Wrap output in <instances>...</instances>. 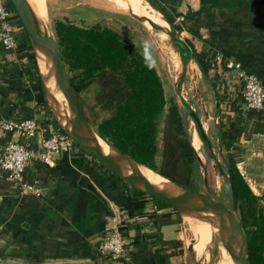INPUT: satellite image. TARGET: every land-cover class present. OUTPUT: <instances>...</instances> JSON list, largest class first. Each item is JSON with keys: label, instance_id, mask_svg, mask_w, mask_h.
Listing matches in <instances>:
<instances>
[{"label": "crops", "instance_id": "0c3cea01", "mask_svg": "<svg viewBox=\"0 0 264 264\" xmlns=\"http://www.w3.org/2000/svg\"><path fill=\"white\" fill-rule=\"evenodd\" d=\"M119 1L123 4L120 8L138 18L133 13L135 9L151 14L156 10L161 18L160 12L164 11L173 19L172 23L167 20L169 25L177 28L178 38L184 39L193 56L192 47L210 57L221 55L223 72L219 74L218 89L205 74L203 92L207 91V100L199 89L203 104L205 100V106L219 114L220 127L221 116L225 123L233 116L229 105L239 95L236 77L226 62L240 61L264 83V0H194L195 5L182 21L178 15L187 8L185 0ZM22 31L17 25L16 35L22 38ZM27 55L24 49L14 51L0 45V118L43 116L37 103L44 89L35 76L36 72L40 76V64L36 56L33 62ZM253 123L254 119L248 135L234 151H238L239 172L252 191L261 195L264 133L255 132ZM42 136L44 131L34 140L38 146ZM0 137L9 139L16 135L0 131ZM90 158L74 147L63 151L51 164L30 162L24 178L37 186V192L22 191L16 183L0 180V264H20L5 260L7 255L55 259L30 264H180L176 242L171 241L178 238L181 213L156 206L149 196L136 193ZM27 194L41 201L37 210L28 211L21 206V198ZM112 204L117 205L123 217L120 230L125 239L124 253L117 258L99 249Z\"/></svg>", "mask_w": 264, "mask_h": 264}, {"label": "trees", "instance_id": "16d2710c", "mask_svg": "<svg viewBox=\"0 0 264 264\" xmlns=\"http://www.w3.org/2000/svg\"><path fill=\"white\" fill-rule=\"evenodd\" d=\"M7 7L14 10L9 0ZM162 13L172 23L173 19L164 11ZM14 17L22 26L18 16ZM54 30L75 94L95 78L100 77L103 80V105L108 104L110 114L95 124V130L100 137L128 154L134 161L150 167L170 180L192 187L198 155L187 137L183 115L175 101H172L164 120L162 146L159 147V117L166 105V98L161 78L151 61L120 32L99 23L82 27L70 21L58 20L54 24ZM17 37L27 44V56L35 62L25 30L22 31V38L18 35ZM188 44L192 47L191 43ZM192 50L201 71L210 79L213 87L218 89L219 74L220 71L223 72L221 63L214 55L210 57L193 47ZM35 76L41 83L38 72ZM236 84L239 90L238 82ZM37 106L43 115L37 120L45 136L55 131L64 133L43 90ZM263 110L245 109L239 91L228 109L233 112V116L228 117L226 123L221 116L220 123V140L228 152V165L234 175L238 212L247 236L251 264H264V188L261 195L252 191L236 166L235 157L238 151L234 150L238 149L240 141L248 135L252 119L255 132L264 133ZM4 140L6 138L0 137V141ZM74 146L78 147L75 143ZM78 149L85 154L79 147ZM159 151L161 158L158 162ZM90 160L104 168L94 158L91 157ZM135 192L144 194L138 190ZM150 199L158 207H169L160 200L152 197ZM21 206L33 211L41 206V201L37 196L27 194L22 196ZM175 242L176 240L171 241Z\"/></svg>", "mask_w": 264, "mask_h": 264}, {"label": "rangeland", "instance_id": "374dc122", "mask_svg": "<svg viewBox=\"0 0 264 264\" xmlns=\"http://www.w3.org/2000/svg\"><path fill=\"white\" fill-rule=\"evenodd\" d=\"M27 1L34 14H36L37 12L35 10L37 8L36 6L41 9V14L37 12L39 16L37 14L35 16L37 18H41V20L44 19L42 20V22H44L45 26L50 31H52L54 35V24L58 20L70 21L82 27H88L95 23H99L102 26H108L120 32L124 38L130 40L151 61L161 78L166 98V105L161 116L159 117V147L162 146L164 120L169 112V107L172 101H175L180 108L181 114L183 115L187 137L190 142L192 143L193 134H195L196 136L198 135V140L193 141L192 143L193 146L197 149L198 155V161L194 171L195 179L193 180L192 187L204 192H209L212 196L222 200L229 207H231L232 199L227 176V166L230 161L228 159V152L224 149L219 138L221 132L219 126V114L212 109H208V106H205V100L204 104H201L195 98H193V90L191 91L190 95L191 98L194 99H192L194 104L188 102L183 97V95H181L180 89L175 83V80L171 74L170 64L167 60L168 58L164 54V50L155 35V31L148 30L142 23L140 18L136 17L134 14H131L129 11L123 10L122 8L117 6L116 2L118 0ZM159 25L162 24L159 23ZM18 26L20 29L22 28L19 23ZM169 28L172 32L171 36L178 38L176 33L177 28H173L170 25ZM161 29H163L164 31L163 25ZM181 40L184 41V39ZM172 43L175 47H177L173 41ZM169 45H171V43H169ZM189 51V54H191L193 61L196 63L195 56L192 55L191 50ZM184 56L187 57L186 55ZM196 65L197 87L198 89H200V91L202 89L201 92H203V89L205 88V77L199 65L197 63ZM54 76L55 75H53L54 89L55 91H58V89L56 88L60 85L56 84H59V81L58 79H56L57 77ZM102 85L103 80L100 77H97L87 86L76 93L81 111L93 129H95V124L97 122L110 114V108L108 104L106 103L103 105L105 100L101 91ZM188 86L191 90L192 83L190 82ZM60 90L62 91L61 88ZM203 94L207 100V91H204ZM59 95L64 96L65 94L62 91ZM187 105H192L200 115L202 114L201 117L204 120L202 121L205 127L206 134L209 138V142L201 138L194 120L185 110V106ZM58 107L61 112L68 116L69 111L67 108H63L61 106ZM75 148L77 149V151H79L78 147ZM160 158L161 151H159L157 155L158 162L160 161ZM237 160L238 157L236 156L235 161L237 162ZM198 212L199 210L196 209L187 213H183L180 216V222L178 224V238L176 239V249L180 255V264H231L230 247L220 235H217L216 233L214 234V232L211 231V234H214L215 237L209 236L208 238L205 227L195 226L190 223L188 224V220L193 218H200L198 217ZM210 228L215 229L213 223H211Z\"/></svg>", "mask_w": 264, "mask_h": 264}, {"label": "water", "instance_id": "95a60500", "mask_svg": "<svg viewBox=\"0 0 264 264\" xmlns=\"http://www.w3.org/2000/svg\"><path fill=\"white\" fill-rule=\"evenodd\" d=\"M9 1L12 3L22 27L28 36L34 51V56L37 57V50H41L45 54V62L40 66V78L48 105H50V109L64 133L71 138L86 155L94 158L100 165L127 182L135 190L162 201L178 213L183 214L192 210L208 207L209 212L212 214L214 228L220 233L230 247L231 264H251L248 256L247 236L238 212V193L234 175L229 165L227 166V176L232 199L231 207L222 200L212 196L209 192L179 184L168 178H165L161 182H145L134 165L136 161L128 154L122 152L105 139L101 138L102 140L100 142H96L93 139L91 130L95 133L97 132L90 126L81 111L72 87L70 74L61 57L57 39L53 32L45 26L42 20L35 16L27 0ZM151 4L157 7L155 4ZM170 39L176 44L183 55H188L190 53L188 45L181 39L171 35ZM48 68L54 70L59 85L67 98L69 106L67 117H65L64 114H58L55 107L52 105V97L47 89L45 81V72ZM185 110L194 120L201 138L209 142L201 115L192 105L185 106ZM97 135L100 137L98 133ZM39 149L43 151L41 142ZM4 259L20 264H30L32 262L45 263L55 260H30L16 255H7Z\"/></svg>", "mask_w": 264, "mask_h": 264}, {"label": "built area", "instance_id": "2783aa9c", "mask_svg": "<svg viewBox=\"0 0 264 264\" xmlns=\"http://www.w3.org/2000/svg\"><path fill=\"white\" fill-rule=\"evenodd\" d=\"M185 1L187 8L178 15L179 21H182L187 11L195 5L194 0ZM14 16H17L16 11L7 7V0H0V45L8 50H25L27 44L20 41L16 35L18 22ZM214 57L218 61L221 59L219 54H215ZM226 67L232 70L236 77L245 109L254 111L264 109V83L259 77L244 68L240 61L228 60ZM0 131L16 135L15 138L0 141V178L16 183L22 191L37 192L39 190L37 186L31 185L24 178V171L30 162L39 160L51 164L63 151L75 147L72 139L65 133L55 131L42 136L40 142L43 151H41L34 140L43 128L35 117L0 118ZM122 220L123 217L117 205L112 204L106 233L99 243V249L114 258L124 253L125 239L120 230Z\"/></svg>", "mask_w": 264, "mask_h": 264}, {"label": "bare ground", "instance_id": "6f19581e", "mask_svg": "<svg viewBox=\"0 0 264 264\" xmlns=\"http://www.w3.org/2000/svg\"><path fill=\"white\" fill-rule=\"evenodd\" d=\"M128 1L130 3H138L139 2V0H128ZM116 5L120 6V7L123 6V4L119 0L116 2ZM132 5H134V4H132ZM34 7H35V5H34ZM36 7L37 8L35 10L38 13L41 14V12H40L41 9H39L38 6H36ZM139 10L135 9L134 10L135 12H133V13H135L136 15H139L140 18H141V21L147 27H149L152 31H155V35H156L157 39L159 40L160 45L162 46V48L164 50V54L168 58L167 60H168V62L170 64L171 74H172V76H173V78L175 80V83L178 85V87L180 89L181 95H183V97L188 102L193 104V102L191 101V99H193V98H191V95H190L191 91L193 90V95H194L195 99L197 101H200L203 104V96H202L201 92L199 91V89L197 87V83H196L197 65L193 61V59L191 57V54H188V55H186L187 57H185L181 53V51L177 47H175L173 45V43H172V41L170 39V35H171L172 32H171V30L169 28V22L167 21V19L164 17V15L161 12L160 13L163 16L162 18H161V15L159 14V12L156 11V10H154L156 13H153V14H149L145 10H141V9H139ZM37 12H36V14L38 15ZM42 13H44V12H42ZM40 16H42V15H40ZM159 17H160V19H159ZM163 18L165 19L166 23H164V19ZM39 19L41 20V18H39ZM42 20H44V19H42ZM159 23L164 25V29H165L166 33L163 31V29L161 30V29L157 28V27H159ZM168 41H169V43H171L172 46L169 45ZM37 57H38V62L40 64V66L43 65V63L45 62V54H44V52L41 51V50H37ZM53 75L56 76L54 70L52 68L51 69L48 68V70L45 72V81H46L47 89L49 90V92L51 94V97H52L51 98L52 105L55 107L56 112L61 115V114H64V113L59 110L58 106H61L63 108L65 107V108L68 109V111H69V106H68V102H67L66 96L65 95L64 96L59 95L62 92L60 90L61 87L58 86L56 88V89H58V91H55L54 85H53ZM190 82L192 83L191 90L189 89V86H188V84ZM56 85H59V84H56ZM64 112H66V111H64ZM65 117H67V116L65 115ZM91 135H92L93 139L96 142H100L102 140L101 137H99L97 135V133H95L92 130H91ZM197 136L195 134H193L192 143H193V141L198 140ZM134 165H135L136 169L138 170V172L140 173L141 177L147 183L161 182V181H163L165 179L162 175H160L155 170L151 169L150 167H148V166H146L144 164L134 162ZM198 217H200V218H195V219L193 218V219L188 220V224L190 223V224H193L195 226L205 227V229H206L205 231L207 233L208 238H209V236L215 237V235H214L215 233L217 235H220V233L216 229H211L210 228L211 227V223H212V216L209 213L208 207L200 208L199 212H198ZM211 231H213L214 234H211ZM201 233H202V231H201Z\"/></svg>", "mask_w": 264, "mask_h": 264}]
</instances>
